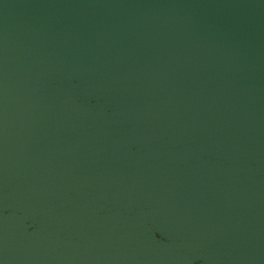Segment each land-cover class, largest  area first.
<instances>
[{
	"label": "water",
	"instance_id": "95a60500",
	"mask_svg": "<svg viewBox=\"0 0 264 264\" xmlns=\"http://www.w3.org/2000/svg\"><path fill=\"white\" fill-rule=\"evenodd\" d=\"M0 264H264V0H0Z\"/></svg>",
	"mask_w": 264,
	"mask_h": 264
}]
</instances>
